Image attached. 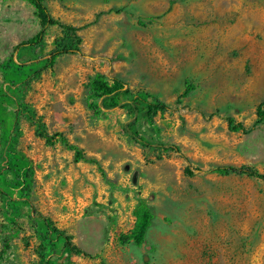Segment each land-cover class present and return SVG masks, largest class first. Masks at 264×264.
Segmentation results:
<instances>
[{"label": "rangeland", "instance_id": "1", "mask_svg": "<svg viewBox=\"0 0 264 264\" xmlns=\"http://www.w3.org/2000/svg\"><path fill=\"white\" fill-rule=\"evenodd\" d=\"M45 6L81 40L51 64L69 38L51 27L14 50L39 23L25 2L0 0V264H264V183L207 173L264 176V0ZM96 73L166 107L146 125L150 146L126 135L135 114L123 102L87 108ZM141 205L151 214L143 242L120 245Z\"/></svg>", "mask_w": 264, "mask_h": 264}, {"label": "trees", "instance_id": "2", "mask_svg": "<svg viewBox=\"0 0 264 264\" xmlns=\"http://www.w3.org/2000/svg\"><path fill=\"white\" fill-rule=\"evenodd\" d=\"M28 4L32 8V15L39 23V31L30 39L21 42L14 47V50L20 47H33L38 45L44 36L45 31L48 28L56 27L61 30V33L69 38L67 44L60 43L59 46L50 54L48 63L51 64L56 57L61 55H74L80 52V38L76 35V32L79 30L77 28H72L70 26H65L59 23L56 19H53L46 6L45 2L48 0H21ZM114 13H118L120 10H114ZM87 89L89 92V99L91 100L87 104V108L92 111L95 115L99 113V107L93 102L94 99H99L100 102H103L107 108L120 107L121 103L123 105L130 107L134 112L135 118L129 120L125 125V133L128 138L134 143L138 144L141 147H147L148 141L145 139V133L147 126H151L152 118L158 111H163L166 107L160 103H157L148 98L144 94H135L130 99L127 98L128 91L124 89V84L118 79L107 80L102 74H94L88 81ZM187 90L185 89L183 95H185ZM256 123H261L264 121V110H261L260 105L256 108ZM139 118L143 121L142 127H140ZM227 128L231 132H245L241 124H234L232 119L226 118ZM58 134L47 136L43 134L41 138L44 140V143L51 145ZM59 141L65 146L66 149L73 152V160L79 161L81 159V154L78 148L74 145L67 144V142L62 138L58 137ZM166 149V148H165ZM207 173L215 174L219 176L226 175H236L244 176L246 178L259 180L264 183V176L250 168L247 167H233V166H215L207 170ZM184 174L187 176H192V172L188 169L184 170ZM133 224L131 229L127 234L120 235L118 237V242L120 245H126L132 243L139 246L144 239L147 227L149 225L151 214L148 209L141 205L138 206L133 211ZM65 240H68L65 238ZM68 246V244H67ZM75 253H80L78 250L70 247ZM102 264V263H100Z\"/></svg>", "mask_w": 264, "mask_h": 264}]
</instances>
